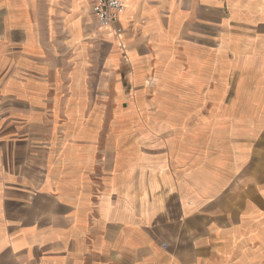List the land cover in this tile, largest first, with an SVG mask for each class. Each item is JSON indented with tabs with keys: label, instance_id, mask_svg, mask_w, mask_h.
I'll return each instance as SVG.
<instances>
[{
	"label": "crops",
	"instance_id": "0c3cea01",
	"mask_svg": "<svg viewBox=\"0 0 264 264\" xmlns=\"http://www.w3.org/2000/svg\"><path fill=\"white\" fill-rule=\"evenodd\" d=\"M124 3L0 0V264H264V136L191 113L264 105V0Z\"/></svg>",
	"mask_w": 264,
	"mask_h": 264
},
{
	"label": "rangeland",
	"instance_id": "374dc122",
	"mask_svg": "<svg viewBox=\"0 0 264 264\" xmlns=\"http://www.w3.org/2000/svg\"><path fill=\"white\" fill-rule=\"evenodd\" d=\"M93 22V21H92ZM67 44V43H65ZM61 45V44H60ZM68 48V44L66 47H60L59 49L61 50H66ZM250 49H255V48H261L264 49V42H252L249 45ZM55 49H57V47L55 46ZM75 47H72V50H74ZM221 62L224 61L226 62L227 59L223 58L220 59ZM252 62H254V64L256 65V70L257 69H263L264 70V57H257V58H252L251 59ZM222 68H224L222 66L221 63V67H220V76H219V80L226 83V82H233L235 80H238L240 78L241 75H239V73H237L236 71H231L229 73L227 72H221ZM255 71V70H254ZM205 77H207V75H204ZM250 77H252L251 82L254 81V78H259L260 75L259 74H254V75H250ZM209 82L212 83V80L209 79ZM251 86V85H250ZM254 88V86H252ZM211 93V90H204V94L205 96H208L206 98H211V95H209V93ZM235 90H229L228 93H234ZM249 93H254L253 89H250L249 91H247ZM256 92V96L259 94V92L257 90H255ZM206 93H208V95H206ZM252 98V96H250ZM231 109V110H230ZM191 113H197V114H202L203 115V123L200 126V123H197L198 126L197 128H201L202 130H211L214 129L217 132H222L225 129H229L230 125H232V121H230V119H232L229 115H236L237 116V120L234 124H239L238 121L241 119H246V120H250L251 121H246L247 125H251L252 126V130H255V133H253L252 136V150H251V161L255 162L256 160H258L260 153V148H259V140H260V134H262L264 136V105H245V106H241V105H234V106H227L226 105H221V106H217V105H213L210 100L209 102H205V104H203L202 106L197 107V111H192ZM239 115H242L238 118ZM246 117H245V116ZM191 122H188V126L194 125L191 124Z\"/></svg>",
	"mask_w": 264,
	"mask_h": 264
},
{
	"label": "built area",
	"instance_id": "2783aa9c",
	"mask_svg": "<svg viewBox=\"0 0 264 264\" xmlns=\"http://www.w3.org/2000/svg\"><path fill=\"white\" fill-rule=\"evenodd\" d=\"M89 10L99 28H111L116 33L122 32L118 22L125 10L124 0H90Z\"/></svg>",
	"mask_w": 264,
	"mask_h": 264
}]
</instances>
